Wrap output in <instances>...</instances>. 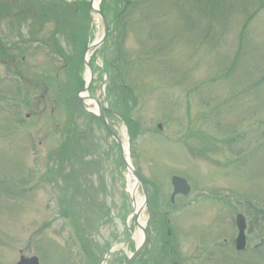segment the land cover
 <instances>
[{
    "label": "rangeland",
    "instance_id": "rangeland-1",
    "mask_svg": "<svg viewBox=\"0 0 264 264\" xmlns=\"http://www.w3.org/2000/svg\"><path fill=\"white\" fill-rule=\"evenodd\" d=\"M0 3V264H122L139 244L144 193L133 198L117 141L78 98L104 23L90 0L73 2L72 15L89 17L71 25L62 5L44 25L49 4ZM125 3L89 56V94L147 188L148 243L134 264L166 247L171 263L264 264V0ZM174 175L192 192L171 203Z\"/></svg>",
    "mask_w": 264,
    "mask_h": 264
},
{
    "label": "water",
    "instance_id": "water-1",
    "mask_svg": "<svg viewBox=\"0 0 264 264\" xmlns=\"http://www.w3.org/2000/svg\"><path fill=\"white\" fill-rule=\"evenodd\" d=\"M88 87V85H87ZM86 87V88H87ZM88 98V97H87ZM95 101L98 103L99 105V111H100V116L101 119L104 121L108 132L113 135L115 138H117L118 143L120 145V150L123 156V161L125 163V166L130 170V172L134 175V177L136 178V180L139 182V184L142 185L143 190H144V194H145V202L144 205H146L147 203V190H146V186L145 183L143 182L139 172L133 167L132 164H130L126 157H125V150L123 147V143L121 142V140L113 133V131L110 129L109 124L107 122V119L105 117L104 111L107 110V108H104L101 104L100 101L98 99H95ZM172 184L174 187V192L172 194V200L174 199V196L178 193H182V194H189L191 187L188 184V182L179 177V176H174L172 178ZM236 224H237V228L239 230V234L238 237L236 239V247L238 250H243L245 248V241H246V234H245V230L247 227L246 224V219L244 217L243 214H238L236 217ZM147 240V235L145 233V236L143 237L141 244L138 246L136 252L130 257V259L125 263V264H131V262L139 255V253L141 252V250L143 249L145 243ZM17 264H39V259L36 256H32V257H24L22 256L20 261Z\"/></svg>",
    "mask_w": 264,
    "mask_h": 264
},
{
    "label": "trees",
    "instance_id": "trees-1",
    "mask_svg": "<svg viewBox=\"0 0 264 264\" xmlns=\"http://www.w3.org/2000/svg\"><path fill=\"white\" fill-rule=\"evenodd\" d=\"M108 1H109V3H111V0H106L105 1V6L103 7V12H105V14H107L108 12H110V10H109V8H108ZM58 2H63V0H50V1H48V0H46V3H48L49 5H48V8H47V11H43V13H44V16H47L46 14H48V11H50V10H52V8L55 6V5H62V4H58ZM115 3V2H114ZM118 4H119V7H121V10H122V14L124 15L125 13H124V11L125 10H128V6L126 5V3H125V0H118V2H116V8L115 9H117L118 8ZM73 6V5H72ZM73 9H74V6L72 7ZM42 9H44V8H42ZM73 9H72V12H73ZM111 9L112 10H114V12H116L117 10H115V9H113L112 7H111ZM75 10V9H74ZM70 11V10H69ZM42 12V11H41ZM71 12V11H70ZM55 13V12H54ZM52 14V13H51ZM43 15V14H42ZM52 15H54L56 18H58V19H60L61 17H63V16H59V14H57V13H55V14H52ZM64 15L65 16H69V15H67L66 13H64ZM44 16H42V18H45ZM59 16V17H58ZM79 17H80V14H79ZM68 19V18H67ZM50 20V18L48 17H46L45 19H44V24H46L48 21ZM69 21H70V25L71 24H73V21L75 22L74 24H76V23H78V21H80V19L79 18H77L76 17V15H74V17H72V15L70 14V19H68ZM73 20V21H72ZM65 27H67V26H69V22L67 21V20H65L64 21V24H63ZM75 28H77L78 26H74ZM79 47L81 46V44L80 45H78ZM171 254V250L168 248V247H166V249H164V252H163V255L162 256H166V257H168L169 255ZM95 255H93V258H94V260H95ZM144 264H145V262H143ZM150 264H163V263H161V262H152V263H150Z\"/></svg>",
    "mask_w": 264,
    "mask_h": 264
},
{
    "label": "bare ground",
    "instance_id": "bare-ground-1",
    "mask_svg": "<svg viewBox=\"0 0 264 264\" xmlns=\"http://www.w3.org/2000/svg\"><path fill=\"white\" fill-rule=\"evenodd\" d=\"M98 1L99 0H95V6L98 5ZM89 57V55H88ZM90 78V74H89V71L87 72V79L89 80ZM92 108L94 110H96L97 108V104L95 102H88ZM124 148H125V157L127 159V161L131 164V161H130V157L128 155V146L127 144L125 143L124 145ZM138 183L135 182L132 187H130V191H131V194L134 198H136L137 194H138ZM142 199L140 200H137L136 203H135V208H134V213H133V218L134 220L136 221V226H137V233H138V237H139V240L142 239L141 236H142V228L141 226L145 225V220L143 219V213H144V206L142 207Z\"/></svg>",
    "mask_w": 264,
    "mask_h": 264
},
{
    "label": "flooded vegetation",
    "instance_id": "flooded-vegetation-1",
    "mask_svg": "<svg viewBox=\"0 0 264 264\" xmlns=\"http://www.w3.org/2000/svg\"><path fill=\"white\" fill-rule=\"evenodd\" d=\"M139 260H140V258H139ZM151 262H161V263H166V264H179V263H177V262H173V263H171L170 262V260H169V258L168 257H166V256H162V255H160L157 259H155V257L151 260ZM138 263V262H137ZM142 264H144V263H142Z\"/></svg>",
    "mask_w": 264,
    "mask_h": 264
}]
</instances>
